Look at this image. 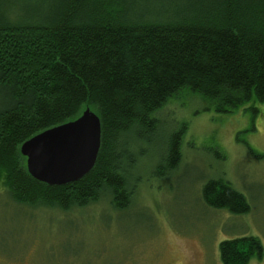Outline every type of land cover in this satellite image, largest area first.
<instances>
[{"label":"trees","instance_id":"1","mask_svg":"<svg viewBox=\"0 0 264 264\" xmlns=\"http://www.w3.org/2000/svg\"><path fill=\"white\" fill-rule=\"evenodd\" d=\"M183 91L218 114L264 103V0H0L1 191L32 209L68 212L101 201L128 209L141 144ZM85 109L101 130L92 170L64 186L34 180L22 144ZM186 130L183 123L170 135L156 175L177 169ZM202 196L215 210L250 211L220 179ZM218 252L221 264L263 257L255 237L221 242Z\"/></svg>","mask_w":264,"mask_h":264},{"label":"rangeland","instance_id":"2","mask_svg":"<svg viewBox=\"0 0 264 264\" xmlns=\"http://www.w3.org/2000/svg\"><path fill=\"white\" fill-rule=\"evenodd\" d=\"M157 132L144 154L132 205L108 201L68 212L29 208L0 189V264H221V242L257 238L264 264V103L218 114L183 91L156 115ZM181 162L156 175L166 143L181 124ZM223 180L250 206L243 215L209 207L203 186Z\"/></svg>","mask_w":264,"mask_h":264},{"label":"water","instance_id":"3","mask_svg":"<svg viewBox=\"0 0 264 264\" xmlns=\"http://www.w3.org/2000/svg\"><path fill=\"white\" fill-rule=\"evenodd\" d=\"M100 122L89 109L74 121L46 130L20 147L28 174L47 186L75 183L93 168L100 146Z\"/></svg>","mask_w":264,"mask_h":264}]
</instances>
